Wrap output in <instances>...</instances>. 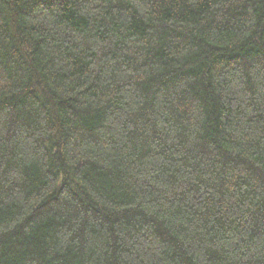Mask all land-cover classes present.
Returning <instances> with one entry per match:
<instances>
[{
    "label": "trees",
    "instance_id": "1",
    "mask_svg": "<svg viewBox=\"0 0 264 264\" xmlns=\"http://www.w3.org/2000/svg\"><path fill=\"white\" fill-rule=\"evenodd\" d=\"M0 264H264V0H0Z\"/></svg>",
    "mask_w": 264,
    "mask_h": 264
}]
</instances>
